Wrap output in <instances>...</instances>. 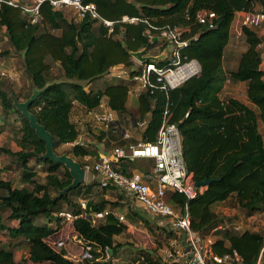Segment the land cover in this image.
Returning a JSON list of instances; mask_svg holds the SVG:
<instances>
[{
	"label": "trees",
	"instance_id": "16d2710c",
	"mask_svg": "<svg viewBox=\"0 0 264 264\" xmlns=\"http://www.w3.org/2000/svg\"><path fill=\"white\" fill-rule=\"evenodd\" d=\"M1 1L0 30L10 44L8 52L22 57L30 81V93L24 99L30 97L33 88L43 89L50 84L30 105L29 112L53 136L54 150L73 144L85 132L75 119L78 110L82 108L91 114L98 109L101 99L106 98L107 106L117 114L119 123H122L124 115L130 116L135 125L146 121L139 133L143 142L156 141L164 118L167 123L177 125L182 136L186 168L194 182L214 180L191 200L168 193V200L176 209L188 206L194 231L207 235L224 222L222 216L212 211V206L219 203H230L248 217L264 215V135L260 131V126L264 131V71L261 69L264 61L256 49L263 42L262 38L254 31L242 28L247 49L239 56L235 70L227 71L223 67L235 14L264 10V0H82L84 4H94L103 19L114 22L110 35L106 28L88 18L77 21L73 15L67 19L64 11L53 10L47 2L40 4L39 22L32 24L29 16L23 13L25 5L20 0ZM7 1H14L16 7L8 5ZM186 10L192 13L191 17H185ZM197 11L213 13L215 27L209 29L207 25L197 23L194 19ZM123 16L140 21L135 24L118 23ZM148 25L188 28L182 38L195 40L181 53L199 63L200 74L166 93L157 89L153 93H140L134 99L136 108L133 110L127 108L128 92L133 85L129 80L106 85L102 90L86 91L82 83L91 84L116 66L130 68L133 61L129 52L150 51L158 44L149 45L146 41L149 32L156 33ZM47 59L59 65L67 81L54 80ZM227 81L246 83L248 104L221 97ZM8 97L9 94L0 91L3 112L19 115L22 133L16 138L20 148L18 152H2L17 158L23 186L14 188L10 181L0 176V191L4 193L0 195V212H8L6 220L10 223L5 225L0 215V231L6 230L11 241L23 239L28 252L26 258L17 261L12 245L8 248L0 246V264H106L97 259L105 248L110 249L114 256L118 247L115 237L127 231V226L112 214L95 226L80 217L71 223L73 234L100 250L93 252L94 261L74 262L66 257V250L53 249L47 239L61 229L62 222L55 215L64 212L61 211L63 204L71 207L70 213L79 215L105 209L115 213L118 203L86 200L85 210L79 205V201L84 199L71 203V193L85 196L97 186L95 182L81 184L59 198V192L72 182L69 172L63 165L42 159L44 143L15 111ZM88 122L90 126L84 122L81 126L93 132L95 122L91 119ZM97 134V140L106 149L108 145L113 149L136 142L133 139L123 141L113 128ZM69 147V153L84 167L86 163L80 159L89 156L90 150L80 146ZM30 162L34 166H44L42 182L38 181L34 168L28 165ZM61 168L62 173L59 171ZM120 169L123 173H130L124 166ZM109 190L112 189L100 191ZM40 218H54L56 226L36 225L35 220ZM167 234L175 236L174 232L167 231ZM219 236L221 238L214 243L215 252L223 254L236 250L244 264H255L264 247V236L260 233L226 231ZM137 255L136 264H175L164 263L151 252L138 251ZM262 260L264 263V251Z\"/></svg>",
	"mask_w": 264,
	"mask_h": 264
},
{
	"label": "built area",
	"instance_id": "2783aa9c",
	"mask_svg": "<svg viewBox=\"0 0 264 264\" xmlns=\"http://www.w3.org/2000/svg\"><path fill=\"white\" fill-rule=\"evenodd\" d=\"M2 2L0 0V3ZM43 2H47L55 11L71 9L74 12L75 20L80 21L88 18L106 28L109 35L113 33L114 22L103 19L98 14L94 4H84L82 0H34L32 5L22 7L23 13L29 16L32 24L39 22V6ZM6 3L16 7L14 1H7ZM214 18L215 15L211 12L197 11L194 13L195 21L201 25H207L209 29L215 27L212 21ZM139 21L138 18L123 16L118 23L135 24ZM261 26H264L263 9L243 13L240 21L241 29L253 30ZM149 28L156 33L149 32L146 35V41L149 45L158 43L153 48L156 54L151 57H159L163 53L166 56L162 60L145 63L137 62L131 58L133 65L130 68L116 66L105 74L111 79L132 82L135 88L133 86L128 95L136 98L142 92L153 93L156 89L165 93L174 90L188 80L197 77L201 72V67L195 59H187L181 53V50L189 44V41L182 38L183 33L189 31L188 28L168 25L163 28L152 26H149ZM1 76L5 75L2 74ZM105 106L107 110L102 109V111L91 112L95 127L101 126L105 129L104 131L113 128L119 133L123 141L134 139L129 131L123 128L122 123L124 121L119 123L117 114L109 109L107 103ZM101 107L100 103L99 108L101 109ZM166 115L167 111L164 112V116ZM145 125L146 121L135 125L132 120H129L128 128L137 130L139 134ZM135 140V143L127 144L124 147H114L108 154H99L97 160L92 164L88 163L91 156L85 157L86 164L83 168L86 170L87 176L84 184H87V177L90 175L91 182H95L99 190L111 188V191L131 203V207L135 206L145 213L159 227L174 232L175 238L170 240L169 248L165 251L166 258L164 261L162 260L164 263L244 264L236 250H229L223 254H218L214 250V243L219 239L216 236L218 233L226 231L238 233L242 230L241 226L219 225L207 235H202L191 227L188 206L184 205L183 208L176 209L168 200V193L182 195L191 200L205 190V187H195L193 177L187 171L182 148V136L178 126L167 123L164 118L154 143L143 142L140 139ZM90 144L92 142L89 141L86 135L81 134L73 144L68 146L87 148ZM138 160L150 161L151 167L146 171L123 173L118 165L121 161L135 163ZM79 205L82 210H85L87 208L86 200H80ZM111 214L116 216L121 223L127 224L124 216H117L109 209L93 213L84 212L79 215L60 212L55 217L66 223H72L80 217L87 219L95 226ZM127 226L130 229V225ZM50 246L57 251L65 250L67 246L72 247L73 251L71 253L74 254L69 253L70 256L66 257L77 263L94 261L93 252L100 251L89 243L80 240L77 235L74 241L59 239ZM263 251L264 247L260 251L255 264H264L262 260ZM97 260L106 264H117V259L112 256L108 248L103 250L101 257Z\"/></svg>",
	"mask_w": 264,
	"mask_h": 264
},
{
	"label": "rangeland",
	"instance_id": "374dc122",
	"mask_svg": "<svg viewBox=\"0 0 264 264\" xmlns=\"http://www.w3.org/2000/svg\"><path fill=\"white\" fill-rule=\"evenodd\" d=\"M24 5L30 6L34 2V0H20ZM192 13L189 10H186L184 15L185 17H191ZM74 15V12L71 9L65 10V16L67 19H70ZM250 31H254L258 37L262 38V43L260 42L256 49L260 51L261 57L264 61V26H261L257 29H253ZM240 33V35L238 34ZM11 47L8 42V39L4 36L3 32L0 30V91L9 94L15 95L19 99V101H25V97L30 93V81L28 78V74L25 72L23 67L22 57L18 54H13L10 51ZM247 49V44L244 35L242 34L240 28H237V31L233 28L231 31V41L227 46L226 52V59L228 60L229 64L226 69L231 70V62L234 63L236 61V56L241 55ZM234 53V57H233ZM156 54L153 49L148 51L146 56H152ZM230 54V55H228ZM47 63L50 66L51 74L55 77V81H67L63 77V73L59 65L50 59H47ZM261 69L264 71V64L261 65ZM4 74L5 76H1ZM117 79H111L106 75L101 77L99 80L92 82L91 84L82 83L84 89L89 91L93 90H102L106 85L118 83ZM227 87L222 90L221 97H231L234 99H238L239 101L248 104L246 100V86L239 85L238 83H230L226 84ZM135 85H132V87ZM129 100L127 103V108L129 110L135 109L134 100L132 99L133 96L129 95ZM106 98L101 99V109L98 107L97 110L102 111V109H106ZM107 110V109H106ZM133 112V111H131ZM75 119H78L80 127L85 132L83 134L92 142V144L88 145V149L91 152V159L89 160V164H92L94 161L97 160V151L98 149L96 146L103 145L97 140V133L96 129L92 125V131L89 132L86 130V127L81 124L88 123V120H92L91 114H87L84 109L80 108L77 114L75 115ZM129 120H131L130 116L124 115L123 117V128H126L129 133L134 137V139H140V135L138 134L137 130H132L129 127ZM97 128H101L98 126ZM22 125L20 117L17 113H4L3 108L0 102V176L2 179L6 181H10L14 188H20L22 185L21 183V169L20 166L17 164V158L8 154H5L2 151H9L11 153H16L20 150L19 146L17 145L16 138L21 135ZM260 131L264 135V131L260 126ZM70 147L60 146L55 149V152L59 155L67 154L71 158L73 156L69 153ZM103 149L111 152V146L108 145L107 149L103 146ZM96 154V155H95ZM76 162L79 159L73 158ZM84 161L85 160H81ZM142 160L136 161V163L132 164L133 166H129L130 170L134 172L146 171L151 167V162L148 161L145 164H138L141 163ZM30 167H33L34 170L38 173V181L42 182L44 177V166H34L33 162L28 164ZM60 173L63 172L61 168ZM87 183H91V177L88 175ZM84 184V183H83ZM4 193L0 191V195ZM55 196V194H52ZM119 194L113 193V191L109 190L107 192L100 191L97 186L93 187L87 195H76V193H71L69 196V200L71 203L76 204L80 199L88 200V201H96L97 199L106 200L113 203H118V208L116 209L117 216H124L125 221L131 225V228L125 232V234L119 236L116 241L118 240L117 244V251L114 252L115 258L118 259L117 264H136V259L138 257V251L143 252H151L154 256L165 260V251L169 248L170 240H173L175 237L168 236L167 229L165 231L164 228L159 227L155 221L149 218L145 213L140 212L135 206L131 207V203L125 201V199L119 198ZM64 212L70 213L72 211L71 207L67 204H63L62 210ZM212 211L215 212L217 215L222 216L224 218V222L221 224L228 225L232 227L233 225L241 226L242 230L250 231L254 233H260L264 236V215L263 214H256L252 217H248L242 211H240L237 207H232L230 203H219L212 206ZM0 215L3 219L5 225H10V223L6 220L8 216V212L2 211ZM62 222V221H61ZM36 225H47L48 227H55L56 222L54 218L47 219V218H40L35 220ZM239 232V233H240ZM218 238L219 233L216 235ZM76 235L73 234L72 224L62 222L60 231L54 235L49 237L48 242L50 245H53L59 239L68 241V240H75ZM9 245H12L14 249V257L17 261H21L27 257L28 248L23 239L18 240H9L7 237V232L0 231V246L3 248H8ZM123 248V249H122ZM66 256L73 255L71 253L73 251L72 247L67 246L65 249ZM70 253V254H69Z\"/></svg>",
	"mask_w": 264,
	"mask_h": 264
},
{
	"label": "water",
	"instance_id": "95a60500",
	"mask_svg": "<svg viewBox=\"0 0 264 264\" xmlns=\"http://www.w3.org/2000/svg\"><path fill=\"white\" fill-rule=\"evenodd\" d=\"M193 40L195 39L189 40L188 43H191ZM145 52L146 51L143 49L137 52H129V55L133 60L140 63L162 60L166 56L165 53H163L159 57L144 56ZM49 85L50 84H47L43 89L33 88L30 97L22 102L17 100L13 95H9L8 98L12 101V105L15 111L21 114V116L28 122L30 128L34 131L37 138L44 143L45 154L42 156V159L50 160L55 164L63 165L69 172L72 182L70 185H68L66 188L59 192L58 197L60 198L66 196L69 191H72L81 184H83L86 180L87 173L86 170L81 167L78 162H76L67 154L59 155L55 152L53 136L42 125H40L38 119L32 113L29 112L30 105L37 99L38 96H40L48 88ZM213 181L214 180L206 179L204 181L195 182V187H206ZM182 238H184V236H182Z\"/></svg>",
	"mask_w": 264,
	"mask_h": 264
},
{
	"label": "crops",
	"instance_id": "0c3cea01",
	"mask_svg": "<svg viewBox=\"0 0 264 264\" xmlns=\"http://www.w3.org/2000/svg\"><path fill=\"white\" fill-rule=\"evenodd\" d=\"M65 12V11H64ZM243 13H244V11H241V12H238V13H236L235 14V18H234V21H233V23H232V25H231V29H230V38H229V42L231 41V31H232V29L234 28L235 29V31H237V28H240V30H241V27H240V21H241V19H242V15H243ZM239 35H240V33H238ZM145 51H146V49H144ZM226 52H228L227 51V48H226V50H225V54H224V59H223V67H224V69L225 70H227V71H233V70H235L236 69V66H237V64H238V59H239V56L240 55H237L236 56V61H235V63H234V59H233V62H231V70H228V69H226L227 67H228V64H229V62H228V60L226 59ZM147 54V51L145 52V54H144V56ZM228 55H230V54H228ZM233 57H234V53H233ZM264 64V63H263ZM262 64V65H263ZM231 82H229V81H227L226 82V84H230ZM224 85V87H223V89H225L226 87H227V85ZM238 84L239 85H243V86H246V83H244V82H238ZM136 97H133L132 99L134 100ZM95 129H96V131H98V132H100V131H102V130H105V129H103V128H97V127H95ZM133 140H135V139H133ZM96 148L98 149L97 151H95L96 153H97V156L99 155V154H108V151H106L105 149H103V145H98V146H96ZM96 155V154H95ZM91 156V155H90ZM98 158V157H97ZM148 161L147 160H142V162L141 163H138V164H145V163H147ZM136 163V162H135ZM134 163V164H135ZM133 164V163H132ZM132 164H130V165H128V163H125L124 161L123 162H120V164H119V166L120 167H122V166H124V168H126L127 169V171H129V172H131V171H133V170H130V167L129 166H133ZM140 211V210H139ZM141 212V211H140ZM126 226L127 225H130V224H125ZM130 228H131V225H130ZM129 229H128V226H127V231H128ZM119 236H117V237H115V242L117 243L118 242V240L116 241V239L118 238ZM123 249V248H122ZM74 252H76V251H74ZM16 259V258H15ZM115 259H117V258H115ZM117 262H118V259H117Z\"/></svg>",
	"mask_w": 264,
	"mask_h": 264
},
{
	"label": "bare ground",
	"instance_id": "6f19581e",
	"mask_svg": "<svg viewBox=\"0 0 264 264\" xmlns=\"http://www.w3.org/2000/svg\"><path fill=\"white\" fill-rule=\"evenodd\" d=\"M90 222V221H89Z\"/></svg>",
	"mask_w": 264,
	"mask_h": 264
}]
</instances>
